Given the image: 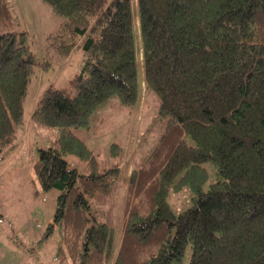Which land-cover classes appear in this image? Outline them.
<instances>
[{
    "label": "trees",
    "instance_id": "obj_1",
    "mask_svg": "<svg viewBox=\"0 0 264 264\" xmlns=\"http://www.w3.org/2000/svg\"><path fill=\"white\" fill-rule=\"evenodd\" d=\"M45 1L66 19L67 32L52 34L50 45L61 55L78 45L85 57L68 85L44 90L31 115L57 129L34 166L41 190H59L45 237L61 230V260L173 264L190 247L189 264H264V0ZM15 19L0 0V158L16 147L37 66L51 64L39 61ZM141 68L165 128L129 176L115 244L90 197L112 196L121 166H101L76 130L115 95L136 103ZM69 155L90 172L70 168ZM206 162L218 175L207 189ZM183 186L194 204L177 213L169 195Z\"/></svg>",
    "mask_w": 264,
    "mask_h": 264
},
{
    "label": "rangeland",
    "instance_id": "obj_2",
    "mask_svg": "<svg viewBox=\"0 0 264 264\" xmlns=\"http://www.w3.org/2000/svg\"><path fill=\"white\" fill-rule=\"evenodd\" d=\"M9 2L16 16L15 30H27L28 43L39 61L49 59L51 64L46 68L37 66L25 100V124L18 130L16 147L5 150L0 158V264H73L70 258L67 261L60 258L59 249L63 244L60 229L55 228L45 237L57 207L59 190H41L34 166L38 148L49 146L57 129L38 126L31 115L46 88L69 84L84 62V52L77 45L70 54L61 55L50 45L52 34L67 32L66 19L56 14L45 0ZM4 30L0 25V32ZM140 70L136 103H124L115 95L98 106L90 127L76 130L98 153L101 166L116 162L121 166L120 177L114 183L115 193L110 197L99 194L90 197L92 213L113 227L115 244L121 235L129 176L144 161L165 128V119L158 116L160 97L147 88ZM67 160L70 168L90 172L78 156L69 155ZM205 165L209 171L207 189L218 175L213 163ZM193 197L189 186H183L180 190H171L169 202L179 213L194 204ZM156 250V246L150 247L148 253ZM190 254L191 248L187 247L182 260L173 264H189Z\"/></svg>",
    "mask_w": 264,
    "mask_h": 264
},
{
    "label": "crops",
    "instance_id": "obj_3",
    "mask_svg": "<svg viewBox=\"0 0 264 264\" xmlns=\"http://www.w3.org/2000/svg\"><path fill=\"white\" fill-rule=\"evenodd\" d=\"M11 161H14L13 159Z\"/></svg>",
    "mask_w": 264,
    "mask_h": 264
}]
</instances>
